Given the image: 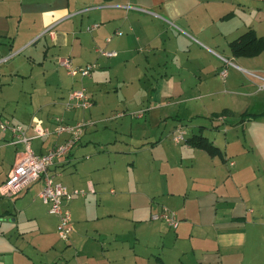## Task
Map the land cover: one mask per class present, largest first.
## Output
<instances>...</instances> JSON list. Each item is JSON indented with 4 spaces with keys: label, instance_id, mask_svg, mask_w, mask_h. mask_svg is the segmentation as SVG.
Masks as SVG:
<instances>
[{
    "label": "crops",
    "instance_id": "0c3cea01",
    "mask_svg": "<svg viewBox=\"0 0 264 264\" xmlns=\"http://www.w3.org/2000/svg\"><path fill=\"white\" fill-rule=\"evenodd\" d=\"M95 24L92 30L86 29ZM263 26L264 0H0V99L36 90H26L24 82L33 85L41 79L50 88L55 72L71 78L66 94H62L63 104L52 103L41 116L32 114L26 122L13 120L4 112L5 105H0L3 115L22 125L27 136L35 135L37 125L52 127L56 116L67 123L85 118L79 109H65L69 91L79 87L76 80L82 77L68 74L59 63L62 59H69L73 66L113 64L123 73V84H155L149 98L145 90L152 88L141 94L134 91L128 103L135 108L125 111L152 103L145 105L148 110L142 117L136 118L156 110L165 125L157 128L143 124L127 152L133 155V176L124 186L120 176L100 162L105 158L100 150L107 147L104 151L115 157L127 151L128 145L115 139L105 148H97L95 138L100 130L95 124L88 126L70 152L50 167L56 181L68 189L85 190L66 203L77 234L92 239L81 248L82 258L77 264H264V95L256 100L254 106L261 108L254 113L250 110L253 94L243 86L225 93L218 91L220 88L203 87L213 85L214 69L222 66L218 58L228 61L205 42L219 47L217 38L224 37L229 47L249 29L264 37L260 34ZM229 32L239 34L226 38ZM97 47L115 50L117 55L105 57ZM231 55L242 64H252L264 56V50L254 56ZM25 67L30 71L24 72ZM191 84L205 93H192ZM259 85L256 90L262 91ZM93 102L91 109L96 106ZM180 103L185 104L182 107ZM162 107L165 109L160 111ZM180 115L202 118L191 125V136L202 133L221 149L223 158L184 141L175 143L173 131L181 124L188 126L180 122ZM172 117L176 121L167 126V118ZM206 119H211L213 131ZM67 136L33 137L31 148L44 153ZM43 137L48 139L34 150L32 141ZM11 140L9 131L2 134L0 148L13 149L7 162L0 165V183L24 150L23 143L11 144ZM84 161H89L85 172L79 168ZM38 182L42 183L35 181L15 196L0 194V198L20 200ZM115 185L118 194L110 197L106 190ZM120 195L134 199L126 204L130 209L126 225L132 231L126 238L121 216H117L122 212ZM102 200L109 204L102 205ZM164 206L176 212V229L155 217ZM9 212L5 208L0 214ZM36 225L38 231H44V220ZM12 229L0 230V264L21 263L19 236L10 234ZM77 234L69 245L75 243ZM109 236L113 242L103 241L102 237ZM120 238L132 243L128 256L122 254ZM138 246L145 250L142 254L136 252Z\"/></svg>",
    "mask_w": 264,
    "mask_h": 264
},
{
    "label": "rangeland",
    "instance_id": "374dc122",
    "mask_svg": "<svg viewBox=\"0 0 264 264\" xmlns=\"http://www.w3.org/2000/svg\"><path fill=\"white\" fill-rule=\"evenodd\" d=\"M238 34L239 33L237 32L236 33L229 32L226 33L227 36L226 38H232L233 36L237 37ZM260 34L264 35V26L261 29ZM217 40L219 43V47L214 46L212 43H207L204 40H202V42H205V44H207L208 46L213 47V49L216 51L217 54L222 55V57L228 59V61H231L232 64L223 61L219 57L218 59L220 62H222L221 63L222 66L214 69L215 74L211 76L214 80L213 85L212 86L203 85V87L209 90L212 89L218 90L217 88H220L221 90L218 91L225 93V91L236 90L235 88H240L243 86L244 89H247L250 93L253 94L252 95L253 97H251L250 110L251 112L256 113L257 111L254 110H260L261 107L254 106V104L257 99H259L262 95H264V89L262 91L256 90L258 89V85L262 83V81L260 79H257L254 75L250 74L249 71L264 76V56H262L261 58H257L252 62V64H242L239 60H237L235 57L231 55V52L228 47V43L224 37L217 38ZM197 45L199 44L197 43ZM110 60L113 61V59L111 58ZM235 64L238 66H242L249 71L245 72L243 69L240 68L238 69L235 66ZM96 67L97 68H95L94 71L96 72L95 76H93L94 73L93 72L91 77H83L76 80L79 84V87L76 88H80L82 86L87 88L88 94L89 95L91 94V96H93V99L96 101V106L92 109L89 108L86 110H79V111L82 112L83 116H85L84 119H91L95 121L94 123L95 126H97L98 130H100L99 137L95 138L97 148L99 149L102 147L105 148L104 146H108L109 144L108 142L113 143L115 139L118 140L117 141L118 143L119 140H123L124 142L123 144L128 145V147H126L127 151H124L125 153L123 152L122 154L115 155V157L110 156L106 151H104V150H108L107 147L103 150H100V152L104 153L105 156V158H102L100 162H102L107 168H109L111 173L113 172L114 174L119 175L122 182L127 180L130 181V179L133 176L131 170L133 155L130 153L127 154V152L129 148L133 146L136 137L140 135L141 129L144 126L143 124L145 123L148 126H154L158 128L164 126L165 123L164 121H161L159 119L158 114L160 113L159 112L157 113L156 110L147 113L146 116L142 119H138L132 116L130 114L132 110H128V111L125 110L126 108L129 109L135 108L134 105L128 103V100L130 99V95H132L134 91H139V93L141 94L144 92L146 88H152L150 90H145L146 91L145 94L149 98V93L150 92L152 93L154 91L153 89L155 87V84L145 85L139 82H133L131 84L130 83L123 84L122 83V81L124 80L123 73L120 72V69H117L115 65L110 64L109 66L104 67L101 66V62H100L97 64ZM223 69L227 70V76L225 77V81H223L220 75V71ZM22 70L24 72L30 71L28 67H25ZM101 73L102 76L100 75ZM54 75L56 79L51 82L50 88H48V86L44 84L41 79L40 81L39 80L35 81L33 85H30L29 82H24L23 85L26 90H30L31 88H36V90L31 93L30 91H26L18 97H7L4 100L0 99V105L1 104L5 105L4 112H6L13 120L23 123L26 122L31 117L32 114H36V115L38 114L39 116H41L45 108H50L52 103L58 104L59 102L62 101L63 104L62 96L66 94V88L70 84L71 78L66 77L64 74L58 75L56 72ZM188 86L194 89L192 93L196 95L200 93H205L203 90L201 91L197 90L196 84H191ZM91 87L93 89H91ZM200 89H202V87H200ZM145 94L143 96L146 97ZM254 94L256 96H254ZM204 100L205 98L201 99V101ZM149 104L152 103L147 102L144 104L143 107ZM184 104L185 103H180L182 107L184 106ZM140 109H142V107ZM164 109L165 107H162L160 111ZM96 110H98V113L96 112ZM119 112H123L124 117H122V119L114 118L113 116ZM0 113L3 115L1 110ZM198 118L199 117L190 118L188 116H183V115L179 116L180 122L188 125L186 126L181 124L186 132L185 133L186 136L189 135L191 136L190 133L191 125L196 124V122H198ZM199 120L203 121L202 118H199ZM167 121H168V123L166 122L167 126H170L176 120L175 117H172V118H167ZM204 121L208 123V128L211 131H213L212 130L213 128L210 126L211 119H206ZM104 126L107 127L104 129ZM195 128H196L195 131H197L198 126ZM47 139L48 137L47 138L43 137L42 139H34L32 141L33 149L35 150L38 144H41L43 140H47ZM83 141L84 140H82V142ZM19 148L22 149L20 145ZM12 149L13 148H11V146L0 148V165L5 164L7 160L11 157ZM88 162L89 161L80 162L79 168L83 169L85 172ZM39 184L32 185L28 190V192L23 194L20 200H16L14 199V197L0 198V201H3L2 204L4 206V207L0 206V213L5 208L9 209L10 211L9 213H7V215L0 214V221H3L2 225L0 226V230L1 231L4 230V232H8L10 227H13L10 234L16 232V235L19 236L18 237V239L20 240L19 246L22 250L21 251L22 260L20 264H77L76 262L82 258L81 255L79 256V252L81 253L80 251L81 248L85 246L88 239L90 240L92 239L82 236L80 233L77 234V231L75 229L76 223L74 221L73 213H72L73 231L70 234L69 240L65 242L59 239L56 230L57 218L55 215H51L47 212V207L42 203V200L39 198L38 194L39 191L42 189V186L40 188ZM124 184L126 183L124 182L123 186ZM106 193L110 197H114L118 194V187L116 185L114 187H108ZM121 195H120V204H121L120 207H122V212L116 214L117 216H121L120 221L122 222L121 225L123 229V236L124 238H126V237H130V234L132 232L129 231L130 226L126 225V222H129V220L127 219H128V212L130 210L126 206V204L130 203V201L132 200L134 201V199L132 195H129L128 199L124 198V196L121 197ZM101 204L108 205L109 201L102 200ZM41 220L45 221L44 231H38L36 225V222H39ZM84 226H88V225H84ZM79 228L80 230H82L80 225ZM76 234L78 235V237L76 238L75 243L69 245L72 242L71 239L74 238ZM109 237L110 239L108 238L105 239V237H102V239L103 241L106 240L109 242H113V237L112 236ZM102 239L100 238V241ZM118 240L121 241L122 254L124 256H128L130 249L129 245H131L132 243L126 242L124 240L122 241L121 238ZM141 247L142 246H138L137 248H135L138 250L136 251L138 252V254H142L145 251ZM64 249L67 250L62 253ZM155 254L158 255L157 253Z\"/></svg>",
    "mask_w": 264,
    "mask_h": 264
},
{
    "label": "built area",
    "instance_id": "2783aa9c",
    "mask_svg": "<svg viewBox=\"0 0 264 264\" xmlns=\"http://www.w3.org/2000/svg\"><path fill=\"white\" fill-rule=\"evenodd\" d=\"M95 26L96 24L88 26L86 29L90 31ZM117 34H121V32L117 31ZM109 40L110 38H107V41ZM96 51L105 57L117 55L115 50H107L103 47H97ZM7 58L8 57H5L3 60ZM59 63L65 68L68 74L80 75L82 78L90 77L97 66L96 62H90L82 66H73L69 59H62ZM250 74L262 81L259 85V89H264V76L252 72H250ZM220 75L222 79L225 80L227 70L223 69ZM64 105L67 110H86L93 106V99L84 86L72 88L67 95ZM147 110L148 107H142V109L132 111L130 114L134 117H142ZM122 115H124V113L119 112L113 117ZM94 123L95 121L91 119L67 123L62 117L56 116L52 127L35 126V135L33 137H41L50 134L58 136L63 133L68 135L62 143L54 144L44 153H36L31 148V139L33 137H29L25 134L24 127L20 124L12 123L7 117H4L0 113V140L2 134L9 131L12 136V140L10 141L11 144L23 143L24 145V150L15 159L7 177L0 183V194L2 196H15L29 184L41 180L42 189L39 191L38 196L42 202L47 205L48 212L57 216L56 229L58 237L62 241H68L73 231L72 215L66 203L76 195L85 194V190L78 188L68 189L61 182L56 181L55 176L50 172V167L57 160L66 156L73 145L80 140L84 130ZM185 133L182 125L178 126L172 133V140L175 143L185 141ZM155 217L165 220L167 224L174 229L177 228L179 224L176 212L165 206Z\"/></svg>",
    "mask_w": 264,
    "mask_h": 264
},
{
    "label": "trees",
    "instance_id": "16d2710c",
    "mask_svg": "<svg viewBox=\"0 0 264 264\" xmlns=\"http://www.w3.org/2000/svg\"><path fill=\"white\" fill-rule=\"evenodd\" d=\"M229 47L234 56H254L257 55L260 51L264 50V37H258L254 30L249 29L232 40L229 43ZM184 142L188 143L192 147L205 150L211 156H218L220 158H223L221 149L207 137L203 136L202 133L193 134L190 137H186Z\"/></svg>",
    "mask_w": 264,
    "mask_h": 264
}]
</instances>
